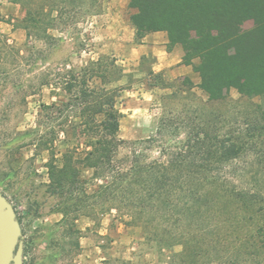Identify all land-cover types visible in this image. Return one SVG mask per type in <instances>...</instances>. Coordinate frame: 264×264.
I'll return each instance as SVG.
<instances>
[{
    "label": "trees",
    "instance_id": "trees-1",
    "mask_svg": "<svg viewBox=\"0 0 264 264\" xmlns=\"http://www.w3.org/2000/svg\"><path fill=\"white\" fill-rule=\"evenodd\" d=\"M12 1L25 7L20 27L27 38L52 42L56 37L48 30L65 13L98 14L108 0ZM129 6L136 41L150 32H166L167 49L182 46V63L192 66L208 100L222 101L231 89L264 99V0H130ZM246 22L251 25L244 28ZM5 57L11 58L14 71L27 64L22 50L0 31V67ZM148 73L159 79L153 85L170 86L161 72L149 68ZM123 74L116 58L100 56L80 71L68 69L63 79L39 82H54L67 96L60 106L42 107H71L79 119L77 145L68 146L59 160L54 141L42 142L39 136L23 143L48 152V189L60 198L59 224L73 225L82 216L96 220L115 210L128 224L141 226L146 241L159 251L181 245L167 255L169 264H264V195L228 181L226 170L245 154L264 160V109L246 117L243 134L222 135L212 117L186 131L183 140L162 147V159L148 160L135 148L120 155L126 143L119 137L122 114L116 107L122 88L108 85ZM96 76L99 85L91 82ZM182 78V92L191 93L192 80ZM173 123L161 117L158 134ZM33 132L35 128L22 134ZM83 169L92 170L88 179L81 177ZM74 245L80 246L78 241Z\"/></svg>",
    "mask_w": 264,
    "mask_h": 264
},
{
    "label": "rangeland",
    "instance_id": "rangeland-1",
    "mask_svg": "<svg viewBox=\"0 0 264 264\" xmlns=\"http://www.w3.org/2000/svg\"><path fill=\"white\" fill-rule=\"evenodd\" d=\"M60 4L70 3L62 1ZM106 5L107 2L98 14L65 13L54 28L48 30L56 40L44 42L27 38L26 31L20 27L25 16L22 3L0 0L3 17L0 31L27 57V64L19 71L13 70L10 57L3 58L0 67V191L13 204L22 227L18 264H169L167 255L182 249L181 245H174L159 251L146 241L141 226L128 224L115 210L96 220L82 216L73 225L72 221L67 225L59 224L60 198L48 189V152L23 144L39 136H43L42 142L54 141L57 160L68 146L77 145L75 126L79 119L75 110L65 106L58 110L67 96L54 82L42 86L39 82L45 77L63 79L68 69L80 71L90 59L114 57L102 45L101 14ZM250 25L251 22H246L243 27ZM116 63L125 72L120 80L108 86L122 88L116 100L122 114L119 137L126 141L120 155L135 148L148 160L162 159V147L183 140L186 131L212 117L215 120H211V124L222 135L243 134L246 117L264 109L263 98L245 97L235 89L222 101L208 100L198 86L197 74L198 83L193 82L189 94L182 92L185 88L182 77L170 78L163 74L172 87L155 86L159 79L148 73L150 58L143 61V71L136 70L134 64L124 67L120 61ZM18 79L21 85H15ZM91 82L99 85L100 78L96 76ZM176 89L181 90L175 96L169 95ZM52 102L59 106L42 107ZM161 117L175 123L158 134ZM34 128L35 133L22 134ZM226 170L231 173L227 175L228 181L264 195V160L259 162L252 154H245L226 166ZM91 173L92 170L83 169L81 177L88 179ZM70 226L78 231L72 232ZM76 241L80 246L74 245Z\"/></svg>",
    "mask_w": 264,
    "mask_h": 264
},
{
    "label": "crops",
    "instance_id": "crops-1",
    "mask_svg": "<svg viewBox=\"0 0 264 264\" xmlns=\"http://www.w3.org/2000/svg\"><path fill=\"white\" fill-rule=\"evenodd\" d=\"M129 2L130 0L107 1L106 10L101 14L103 48L124 67L134 64L137 66L136 70L143 71V61L150 58V69L154 72H161L170 78L186 76L197 84L198 77L192 66L182 63V46L176 44L170 50L167 49L166 32H150L136 41L135 27L130 19L134 9L129 6Z\"/></svg>",
    "mask_w": 264,
    "mask_h": 264
},
{
    "label": "water",
    "instance_id": "water-1",
    "mask_svg": "<svg viewBox=\"0 0 264 264\" xmlns=\"http://www.w3.org/2000/svg\"><path fill=\"white\" fill-rule=\"evenodd\" d=\"M22 227L16 210L0 191V264H18Z\"/></svg>",
    "mask_w": 264,
    "mask_h": 264
}]
</instances>
